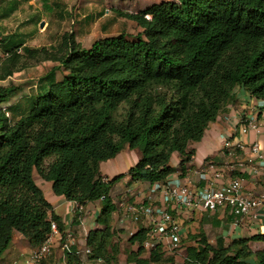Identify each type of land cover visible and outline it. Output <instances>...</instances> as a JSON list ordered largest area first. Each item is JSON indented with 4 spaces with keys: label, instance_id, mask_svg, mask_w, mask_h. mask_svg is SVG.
Segmentation results:
<instances>
[{
    "label": "trees",
    "instance_id": "1",
    "mask_svg": "<svg viewBox=\"0 0 264 264\" xmlns=\"http://www.w3.org/2000/svg\"><path fill=\"white\" fill-rule=\"evenodd\" d=\"M29 1L0 0V20ZM115 14L141 32L99 39L87 49L72 33L40 49L0 38V81L21 70L24 60L56 64L36 94L25 97L24 108L8 105L10 116L1 105L20 87L0 86V256L14 232L36 248L50 234L51 222L64 230L33 180L36 173L57 197L80 206L101 202L103 228L87 235L88 259L110 264L106 247L115 231L109 193L118 177L104 182L100 164L125 147L140 149L141 158L128 170L131 180L166 185L170 175H186L194 155L190 145L234 102L237 87L264 102V0L163 1ZM146 238L141 227L129 238L136 251L128 262L178 264L161 244L145 250ZM193 239L182 264H248L251 258L264 264V249L249 247L251 240L264 242V235L227 246L210 245L202 233ZM65 260L80 263L73 253Z\"/></svg>",
    "mask_w": 264,
    "mask_h": 264
},
{
    "label": "crops",
    "instance_id": "2",
    "mask_svg": "<svg viewBox=\"0 0 264 264\" xmlns=\"http://www.w3.org/2000/svg\"><path fill=\"white\" fill-rule=\"evenodd\" d=\"M263 111L264 109H258V107H256L255 99L251 98L243 88L237 87L234 90V102L228 105L224 112L220 113L214 122L209 124L201 141L190 145L189 148L194 152V155L186 175L181 178L179 173H174L168 177L166 185L161 186L187 185L190 189L202 188L205 184L202 172L209 169V163H213L216 168L221 167L225 163L227 151L224 149V141L230 136L242 140L245 144L258 142L264 151ZM239 116L246 117L256 123L259 127V132H251L249 135L240 137L237 128L232 122L233 118ZM120 158V154H118L115 158L100 164V173L107 181L116 177L118 173L116 166ZM137 161L131 167H133ZM172 161H174V164L171 165L177 168L179 164V157L177 154L172 155L170 162ZM229 177V173L226 174L224 179L219 181V184L228 182ZM33 180L43 192L45 199L52 206V212L60 217L64 226L63 231L73 232L76 236L78 247L80 249L84 248L86 246L88 233L92 230L103 228L101 202L86 203L82 206V209L79 210L78 204L66 201L63 197L55 196L51 190V183L43 181L36 173L33 174ZM155 185L156 184L151 185L147 182H136L131 180L127 186L123 187L118 185L113 190L110 189L109 195L114 205L111 228L115 231L112 244L117 247V241L118 243L121 241L118 245V249L120 250L119 254L110 264H134L127 261V256L130 252L136 251V245H131L127 243V241L139 229L137 226L131 224L122 225L118 222L121 215L115 210L116 204L121 202L126 204L146 202L159 205L162 203V197L161 192L152 191ZM243 186V191L247 195L254 196L264 194V179L261 181H254L244 177ZM81 220L84 224V229L79 225ZM178 222L182 227V239L178 251L182 252H186V248L194 244L193 237L200 233L204 235L207 242L212 246H216L217 244L227 246L234 239L252 238L264 235V218H259L257 221L247 218L236 219L230 214L228 209L222 208L217 209L213 213L196 208L192 210L188 217L178 219ZM210 232H214L218 235H210ZM17 234L21 237V234ZM22 244L24 246L20 245V247L23 246V249H31V251L35 249L30 246L24 238ZM122 245L126 246V249H123L124 252L121 251ZM249 247L252 252H256L264 249V242L251 240L249 242ZM163 249L166 254L172 253L168 249V240L164 241ZM126 250L128 251L127 254L125 252ZM108 251L110 253L112 252L110 248ZM108 251L106 248V254L109 255ZM111 256H113L112 253ZM92 260L89 259L87 261L82 259V264H93ZM44 262L45 264H66L65 255H63L61 250L58 237L53 239L51 253L44 259ZM39 264H41V262ZM248 264H255V259H249Z\"/></svg>",
    "mask_w": 264,
    "mask_h": 264
},
{
    "label": "built area",
    "instance_id": "3",
    "mask_svg": "<svg viewBox=\"0 0 264 264\" xmlns=\"http://www.w3.org/2000/svg\"><path fill=\"white\" fill-rule=\"evenodd\" d=\"M256 107L264 109V102L256 100ZM232 122L240 137L259 132L257 124L246 117H235ZM224 149L227 151L225 163L219 168L209 163V169L202 172L205 183L202 188L156 184L152 191L161 192L162 203H118L115 209L121 215L118 222L146 230L147 238L143 242L145 250L149 251L160 244L163 246L164 241L168 240V249L173 253L180 248L182 239V227L178 219L188 217L196 208L212 213L219 208L228 209L236 219L257 221L264 218V194L253 196L243 191L244 177L254 181L264 179V151L261 145L258 142L245 144L230 136L224 141ZM228 173V182L219 184ZM78 209L81 210L82 206L79 205ZM79 225L84 229L82 220ZM55 237L59 238L63 255L73 253L81 259L79 264H82V259L89 260L91 249L87 245L80 249L73 232H59L56 223L51 222L47 239L31 252L25 264H39L48 257ZM92 263L101 264L103 261L93 259Z\"/></svg>",
    "mask_w": 264,
    "mask_h": 264
},
{
    "label": "rangeland",
    "instance_id": "4",
    "mask_svg": "<svg viewBox=\"0 0 264 264\" xmlns=\"http://www.w3.org/2000/svg\"><path fill=\"white\" fill-rule=\"evenodd\" d=\"M163 1L176 0H30L22 3L8 18L0 20V38L8 35L12 40H20L29 48L40 49L57 46L65 33H72L75 40L87 49L99 39L121 33L134 37L141 32L135 23L118 17L115 10L122 13H133ZM41 23H43L42 28ZM4 54L0 49V58ZM54 66L56 64L52 62L24 60L21 70L14 73L11 78L0 81V86L13 84L20 87V92L14 95L7 104L1 105L5 113L10 116L8 105H18L21 109L24 108L25 97L36 94L41 79ZM56 78H61V72L56 73ZM119 154L121 158L116 166L118 179L111 185V190L118 185L123 187L129 185L131 178L128 170L141 158L140 149L126 147ZM171 164H174V161ZM211 234L218 235L214 232H210ZM23 238L22 235L20 237L17 233H13L9 247L0 256V264L26 263L32 251L23 249ZM120 242L117 241V247L112 244L113 238L108 242L107 251L109 248L111 251L117 249L113 257L112 252L108 251L112 259L119 254ZM20 245L23 246L20 247ZM123 249H126V246L122 247V252H124ZM178 250L167 255L173 257L176 263L182 264L186 252ZM125 252L127 254L128 251Z\"/></svg>",
    "mask_w": 264,
    "mask_h": 264
},
{
    "label": "water",
    "instance_id": "5",
    "mask_svg": "<svg viewBox=\"0 0 264 264\" xmlns=\"http://www.w3.org/2000/svg\"><path fill=\"white\" fill-rule=\"evenodd\" d=\"M42 26H43V23L40 24V27H41V28H42Z\"/></svg>",
    "mask_w": 264,
    "mask_h": 264
}]
</instances>
